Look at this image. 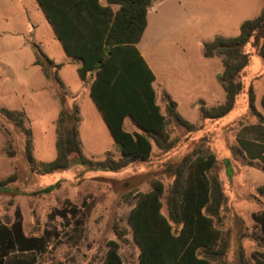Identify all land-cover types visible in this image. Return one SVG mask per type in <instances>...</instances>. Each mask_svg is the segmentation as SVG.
I'll list each match as a JSON object with an SVG mask.
<instances>
[{"label":"rangeland","instance_id":"rangeland-1","mask_svg":"<svg viewBox=\"0 0 264 264\" xmlns=\"http://www.w3.org/2000/svg\"><path fill=\"white\" fill-rule=\"evenodd\" d=\"M240 4L243 6L223 0L222 4L205 6L197 2L185 6L174 19L173 35L186 43H170L166 37H158L151 23L147 47L156 58L159 55V60L165 51L168 61L181 62L187 54L183 44H188L192 55L200 60V40L235 37L240 24L253 19L264 8V0H241ZM10 12L4 16L8 20H0V111L22 112L25 121L19 128L0 112V180L15 175L14 186L21 194L0 193V224L9 228L17 223L24 239L36 240L29 243L30 251L15 254L17 259L28 264H99L105 244L116 240V232L124 231L118 241V253L124 264H135L138 249L131 241L126 222L129 202H133L137 192L148 191L151 181L157 180L164 188L162 213L166 214L165 197L174 167L203 143V148L208 147L215 154L213 171L226 199L220 213L221 223L217 225L227 239L224 264H238L240 249L247 259L255 255L264 262V247L260 248L256 241L257 235L264 236V197L259 194L264 188V123L249 110L247 94L252 87L255 109L264 116V64L255 54L254 44L247 48L250 61L240 75L242 88L234 108L223 118L201 120L198 105L192 107L181 102L180 115L194 125V131L168 120L167 142L171 147L159 149L153 143L148 161L118 173L89 172L73 165L66 171L43 174L40 163L55 158L56 121L62 106L51 82L28 61L31 51L35 55L36 47L42 52L25 29V23L35 26V19L29 18L16 0ZM76 85V81L67 80L65 107L75 104L71 95L75 94ZM76 93L75 99L82 101L83 116L78 131L83 155L101 160L109 152L117 159L114 140L90 96L80 90ZM224 98L221 88L219 98H208L204 106L215 107ZM162 101L165 103L163 96ZM162 112L165 114V108ZM124 128L134 129L129 123ZM26 129L33 139L36 160L33 166L24 152ZM239 140L250 144V153L241 150ZM51 186L50 191H44Z\"/></svg>","mask_w":264,"mask_h":264},{"label":"trees","instance_id":"trees-1","mask_svg":"<svg viewBox=\"0 0 264 264\" xmlns=\"http://www.w3.org/2000/svg\"><path fill=\"white\" fill-rule=\"evenodd\" d=\"M47 23L54 31L66 54L79 62L78 75L90 81L89 95L106 125L119 153L117 159L109 152L101 160L83 155L79 141L80 112L73 104L65 107L64 86L57 77L60 65L54 64L35 48L34 65L39 66L51 82L61 103L56 121L55 158L40 163L43 174L66 171L71 166L89 172L118 173L134 164L148 161L152 144L159 149L170 148L166 128L173 120L188 131L193 124L182 118L176 103L167 95L165 114L156 103L154 75L136 46L147 25V11L154 0H36ZM254 44L255 54L264 64V8L250 20L243 21L235 37H215L202 44L204 58L217 57L222 72L218 83L225 98L222 104L206 108L198 102L201 120H217L234 108L242 85L240 75L249 65L247 48ZM249 110L264 123V116L256 111L252 87L248 91ZM264 105V102H262ZM4 118L21 128L22 112L1 110ZM130 119L138 132H128L124 122ZM24 152L33 166V140L30 130L24 131ZM241 150L250 153L246 141L239 140ZM258 158V157H257ZM215 154L203 143L184 155L174 167L173 180L165 197L166 214L162 213L164 188L160 181H151L146 192H137L126 217L131 241L137 247L135 264H224L227 239L217 225L226 201L220 180L214 173ZM31 166V167H32ZM33 168V167H32ZM15 175L0 180V193L21 195L14 186ZM57 185V184H56ZM53 186L44 191H50ZM264 197V188L259 190ZM115 233V232H114ZM109 240L99 264H124L119 255V239L124 231ZM19 224L9 228L0 224V264H28L17 253L30 251ZM257 245L264 247V236H256ZM238 264H264L255 255L247 259L243 249Z\"/></svg>","mask_w":264,"mask_h":264},{"label":"crops","instance_id":"crops-1","mask_svg":"<svg viewBox=\"0 0 264 264\" xmlns=\"http://www.w3.org/2000/svg\"><path fill=\"white\" fill-rule=\"evenodd\" d=\"M222 1L223 0H213V2L212 0H154L148 8L146 16L147 25L136 48L154 75L155 79L153 82V88L155 90L156 103L161 112L162 109L165 108V103L163 101L160 103L161 97L164 94L169 96L171 100L176 103V110L179 115L181 102L188 106L196 107L200 101L205 104V101L208 98L216 97L218 99L219 89H221L218 83V76L222 72V65L220 59L217 57L204 58L201 56V58H199L200 60H197V58L192 55L191 48L188 44H183L187 50V54L181 62L168 61L166 55L167 52L165 51H162L159 60V55L156 58L155 54L150 51L149 47H147L148 38L146 35L150 24L152 23V25H155L158 37H166L167 41L170 43H175L177 41L180 43H186L185 40L182 41L180 38L174 37L173 35V26L175 24L174 19L178 16L177 12H180L185 6H194L197 2L205 3L206 6L209 5V3L222 4ZM231 1L238 6H243L240 4L241 0ZM16 2L23 10H25L26 15L29 16V18L32 19L33 17L35 19V26L25 23L26 33L31 35L32 42H37L39 44L38 46L47 58H49L54 64L61 66L57 72V77L63 84L64 88H66L67 80L72 79V81H76L77 83L76 91H73V93L77 94L76 92H79L80 90L81 94L84 95L88 93L89 95L90 81L88 79L82 80L79 77L77 72L79 62L70 58L66 54L60 42L57 40L51 26L47 23L37 1L16 0ZM100 2L105 4L104 0H100ZM11 6H13V0H0V16H2V19L0 20H8V17L4 16L8 14L10 15ZM197 6L198 5H195V7ZM204 11L208 13L209 10ZM193 12L197 13L195 9ZM209 12H212V10ZM204 42L205 41L200 40L201 55L202 44ZM162 49L163 48L160 50ZM34 60L35 55H33L31 51L28 60L29 64L32 67L40 68L39 66L34 65ZM75 94H72L71 96L74 98V103L79 107L80 117L82 118V101L79 98L75 99V97H77ZM126 123L133 124L130 119L125 120L124 126ZM133 127L134 129L128 132L139 131L135 125H133Z\"/></svg>","mask_w":264,"mask_h":264}]
</instances>
